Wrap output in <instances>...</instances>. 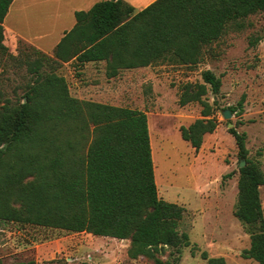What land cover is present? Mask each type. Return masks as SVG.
<instances>
[{"label":"trees","instance_id":"obj_1","mask_svg":"<svg viewBox=\"0 0 264 264\" xmlns=\"http://www.w3.org/2000/svg\"><path fill=\"white\" fill-rule=\"evenodd\" d=\"M13 1L0 0V51L7 48L4 21ZM260 12L264 0H155L141 10L126 0H100L75 12L76 24L54 56L82 64L105 60L108 77L156 64L196 66L229 27L241 29L246 18ZM42 66L37 60L31 68L37 77L24 102L0 107V221L130 239L131 258L171 264L156 254L172 248L171 255L180 256L182 247L191 245L189 233L180 231L187 208L159 195L147 113L74 97L64 76L45 74ZM202 79L184 84L179 98L182 106H203V118L181 127L183 139L196 150L219 124L205 96L210 87L219 93L223 84L211 69ZM229 131L240 161H246L239 167L234 207L251 239L242 256L264 264V169L249 156L247 133ZM201 256L208 264H228L207 250Z\"/></svg>","mask_w":264,"mask_h":264},{"label":"rangeland","instance_id":"obj_2","mask_svg":"<svg viewBox=\"0 0 264 264\" xmlns=\"http://www.w3.org/2000/svg\"><path fill=\"white\" fill-rule=\"evenodd\" d=\"M126 1L141 10L155 0ZM52 7L48 0L12 2L4 38L7 48L0 51V107L7 102L25 101V93L37 77L31 68L41 60V71L64 76L74 97L144 110L149 118L159 195L187 208L180 231L188 232L191 239V245L182 247L180 256L171 255L172 248H166L157 252L156 257L170 260L171 264H208L201 256L207 250L210 256H224L228 264H260L242 256L243 250L250 247L251 239L234 214L241 161L229 129L236 127L247 133L249 156L264 169V12L246 18L241 29L229 27L219 41L209 46L205 58L196 66L156 64L144 70H122L121 77L114 81L107 78L105 62L85 77L84 64L76 60L59 62L54 53L20 39L11 40L9 28L24 27L33 36L46 34L51 28L48 19L54 10ZM255 39L259 41L253 45ZM206 69L213 70L223 82L219 93L210 87L205 96L213 105V116L219 124L214 132L204 136L203 145L196 150L183 139L181 127L203 118V106L199 102L182 106L179 98L184 84L203 81L202 72ZM87 79L103 88L119 86V92L99 94L92 90L83 92V97L80 89ZM244 96L240 110L237 106ZM234 107L237 110L233 112ZM227 110H231L230 117L225 116ZM230 122L234 125L229 126ZM232 171V177H224ZM260 189L264 205V185ZM130 242V239L1 220L0 264L29 261L35 264H156L154 258L147 256L131 258Z\"/></svg>","mask_w":264,"mask_h":264},{"label":"crops","instance_id":"obj_3","mask_svg":"<svg viewBox=\"0 0 264 264\" xmlns=\"http://www.w3.org/2000/svg\"><path fill=\"white\" fill-rule=\"evenodd\" d=\"M48 2L51 4V6L54 7V8L52 7L54 10L52 12V15L48 19V23L51 25V28L48 29L46 34L40 35V36H33V35H29L27 31L24 29V27L9 28L8 31L11 33V40L20 39L31 45L36 46L42 51L54 53L56 47L58 46L59 42L61 41L63 36L66 34V32L70 31L75 26L76 24L75 12L77 10H83V9L88 10L97 1L95 0H48ZM56 4L58 5V7H56ZM7 15L4 21L5 30L7 26L6 25ZM29 18H33V17L30 16ZM6 35H7V30H6ZM102 62L106 63L105 60L86 62L84 64V72L86 73L85 77H88V75L91 74V70H94V68ZM149 67L150 66L137 67V68L125 69V70H128V71L144 70ZM120 77H119V74L114 77L107 76V78L114 79V81H117V79ZM88 80L89 79H87L84 82V84L82 85L80 89V93L82 94L83 97H84L83 92H91L92 90H94L95 93H99V94H114V93L119 92V89H120L119 86H116L115 88H110V87L103 88L101 87L102 86L101 84L90 83L88 82ZM140 80H143V77H141ZM128 81H130V83H133L132 80H128ZM98 102H101V101H98ZM114 105H117V104H114Z\"/></svg>","mask_w":264,"mask_h":264},{"label":"water","instance_id":"obj_4","mask_svg":"<svg viewBox=\"0 0 264 264\" xmlns=\"http://www.w3.org/2000/svg\"><path fill=\"white\" fill-rule=\"evenodd\" d=\"M231 110H227V111H225V116L226 117H230L231 116ZM234 124L232 123V122H230L229 123V126H233ZM231 128V127H230ZM245 164H246V161L245 160H241V162H240V166H245Z\"/></svg>","mask_w":264,"mask_h":264}]
</instances>
